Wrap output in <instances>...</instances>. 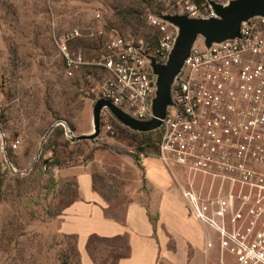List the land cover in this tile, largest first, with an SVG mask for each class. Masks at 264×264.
<instances>
[{"label": "rangeland", "instance_id": "1", "mask_svg": "<svg viewBox=\"0 0 264 264\" xmlns=\"http://www.w3.org/2000/svg\"><path fill=\"white\" fill-rule=\"evenodd\" d=\"M188 1L212 9L210 0L202 4L196 0H0V174L8 176L5 199L0 201V264L82 262L81 251L80 257L76 253V240L59 232V214L77 201V185L68 174L69 168L88 166L85 170L94 173L100 188L120 182L124 190L135 188V179L144 178L141 161L134 156L136 143L125 139L117 128L115 136L104 129L113 122L124 126L106 110L103 131L94 140L72 142L65 126L59 125L65 136L58 140L71 143L61 156L70 152L72 160L68 158L70 167L55 171L59 181L55 192L49 194L43 188L47 176L42 179L35 165L43 154L46 158L53 155L45 150L46 142L54 138V131L47 137L51 127L63 120L76 135L91 133L93 106L107 77L96 65L68 77L55 37L81 30L84 37L74 47L82 49L94 64L100 56L101 39H93L92 31L106 28L129 39H146L155 31L150 28V16L178 13ZM132 9L144 25L130 18ZM169 176L184 202L183 188L201 191L207 197L225 195L230 189L222 177L182 167H176ZM124 193L121 198H128ZM209 232L210 264H234L232 255L222 251L217 231L211 227ZM92 248L99 264L117 262L111 243L94 242ZM87 250L94 259L88 245Z\"/></svg>", "mask_w": 264, "mask_h": 264}, {"label": "built area", "instance_id": "2", "mask_svg": "<svg viewBox=\"0 0 264 264\" xmlns=\"http://www.w3.org/2000/svg\"><path fill=\"white\" fill-rule=\"evenodd\" d=\"M178 13L214 15L189 1ZM149 24L160 34L156 44L106 28L92 31L93 39H101L94 64L74 47L84 37L81 30L56 36L66 75L96 65L107 73L97 98L138 118L152 117L157 77L148 56L166 62L177 29L156 15ZM174 102L156 156L170 172L182 167L228 181V193L216 197L182 187L189 214L217 231L234 264H264V17L244 22L240 37L211 48L198 41L175 82ZM104 129L117 133L110 123ZM147 157L142 153L140 161Z\"/></svg>", "mask_w": 264, "mask_h": 264}, {"label": "crops", "instance_id": "3", "mask_svg": "<svg viewBox=\"0 0 264 264\" xmlns=\"http://www.w3.org/2000/svg\"><path fill=\"white\" fill-rule=\"evenodd\" d=\"M141 164L144 178L135 179L136 187L126 190L120 182L114 195L95 187L94 173L85 170L88 166L69 168L78 198L59 215V232L77 236L81 264H97L87 250L95 234L128 238L130 255L118 264H210L211 249L207 245L211 227L189 214L170 171L157 156H149ZM124 191L129 195L126 199L121 198ZM151 217H157V223Z\"/></svg>", "mask_w": 264, "mask_h": 264}, {"label": "water", "instance_id": "4", "mask_svg": "<svg viewBox=\"0 0 264 264\" xmlns=\"http://www.w3.org/2000/svg\"><path fill=\"white\" fill-rule=\"evenodd\" d=\"M210 5L214 15L205 19L191 18L180 13L157 15L160 19L176 27L177 35L174 47L166 62L158 61L155 56H148L157 77V92L153 100L152 117L138 118L112 101L98 97L93 106V130L91 133L76 135L65 121L60 120L51 127L47 137L56 126L63 125L66 128L68 139L72 142L94 140L103 131L102 116L106 110L110 111L122 125L135 132L148 133L160 130L169 108L175 106V82L191 55L194 45L202 39L203 43L211 48L216 43L235 39L241 36L244 22L264 17V0H230L228 3L210 0Z\"/></svg>", "mask_w": 264, "mask_h": 264}, {"label": "trees", "instance_id": "5", "mask_svg": "<svg viewBox=\"0 0 264 264\" xmlns=\"http://www.w3.org/2000/svg\"><path fill=\"white\" fill-rule=\"evenodd\" d=\"M199 4L205 3L206 0H196ZM129 16L133 21H136L138 25H144L142 18L139 16V13L134 9L129 11ZM150 28H153L152 26ZM159 32L155 29L154 34L150 37H147L146 40L150 44H156L159 38ZM99 48V46H98ZM115 128L118 129L120 134H122L125 139H129L132 142L136 143L137 145V152L134 155L136 161L140 160V155L142 153L146 154L147 156H156L158 153V142L161 139L162 132L161 130L148 132V133H141V132H134L130 129L121 126L120 124L113 122ZM74 129V128H73ZM62 136H65V130L62 126H58L54 132L52 133V137L46 142V149L53 153L52 157L46 158L44 154L41 156L39 161L35 165V169L38 171L39 176L44 179L47 176V179L43 183V188L47 190L49 194L56 191V188L59 184V181L55 178V171L58 168L70 167L69 160H72V156H70V152L67 156L62 157V151L67 152V148L70 147L71 143L66 141L65 143L60 142L58 139ZM79 143L75 144L78 145ZM62 149V150H61ZM7 180L8 176L6 173L0 174V201H4L5 193L7 189ZM72 183V182H70ZM69 183V184H70ZM106 186V185H105ZM107 187L102 186L101 188L98 185L97 178L95 176V187L105 193L111 194L117 193L120 187V184L116 183L115 185L109 184ZM106 188V189H105ZM75 196L78 198V188L75 190ZM76 198V199H77ZM60 215V214H59ZM152 220L157 223V217H151ZM67 238H72L76 240V253L80 257V252L78 249V240L77 236L75 235H64ZM94 242H104V243H111L113 257L117 261L115 264H118L119 260L130 255V244L129 240L125 236H117V237H101L99 235H92L88 241V248L93 253V244ZM95 261L98 263L96 256L94 255ZM81 264V259H80Z\"/></svg>", "mask_w": 264, "mask_h": 264}]
</instances>
